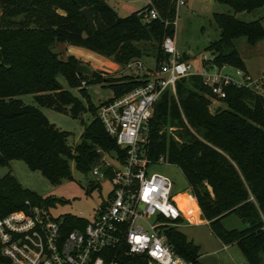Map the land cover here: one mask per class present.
Listing matches in <instances>:
<instances>
[{"label": "trees", "instance_id": "obj_1", "mask_svg": "<svg viewBox=\"0 0 264 264\" xmlns=\"http://www.w3.org/2000/svg\"><path fill=\"white\" fill-rule=\"evenodd\" d=\"M214 2L233 12L213 13L219 37L206 47L211 60L202 64L247 72L233 40L244 37L251 45L264 40V23L262 19L242 21L236 15L264 6V0ZM84 7L91 9L93 26L80 12ZM151 10L158 16L144 20ZM175 18V0H149L126 16H119L105 0H0V165L23 160L55 185L71 178L69 158L83 173L103 153L123 163L126 149L105 130L86 86L104 82L112 91L109 101L144 84L147 76L105 77L96 71L78 75L81 60L73 55L62 60L53 47L67 43L113 57L122 65L152 57L157 65L167 58L162 42L167 36L174 37ZM58 73L79 88L86 107L61 88L55 78ZM224 90L225 97L211 112L212 93L200 75L177 79L175 93L167 89L155 103L144 152L150 160L163 155L167 163L179 167L201 217L224 245H237L247 264H264V98L243 86L227 85ZM26 93H33L39 106L69 111L74 118L85 111L91 113L73 149L67 143L68 132L50 123L38 107L18 98ZM111 173L109 168L107 175ZM95 186L89 185L91 189ZM26 200L54 204V198L24 188L10 172L0 176V216L24 209ZM232 216L242 222V228L225 227L224 220ZM183 221L178 218L173 223ZM164 234L179 256L190 264H201L199 246L176 225L165 226Z\"/></svg>", "mask_w": 264, "mask_h": 264}, {"label": "built area", "instance_id": "obj_2", "mask_svg": "<svg viewBox=\"0 0 264 264\" xmlns=\"http://www.w3.org/2000/svg\"><path fill=\"white\" fill-rule=\"evenodd\" d=\"M183 4L185 0H175L176 10ZM157 16L151 10L144 20ZM162 49L167 58L154 67L138 59L124 64L126 69L134 67L136 74L146 75L144 84L98 105V118L126 149V155L122 163L103 153L90 169L94 185L103 181L109 185L92 217L86 219L81 212L56 216L52 206L26 200L24 209L0 216V264H190L172 249L164 234L165 226L180 227L189 220L173 200L172 181L152 171L153 166L166 164V159L161 155L150 160L144 152L155 103L165 90L175 93L176 80L190 74L200 75L210 87V108L225 97L227 85L250 88L264 98V74L252 77L239 68L225 72L227 65L203 66V60H211L205 55L195 66L182 59L170 36L164 38ZM109 168L111 175H107ZM178 218L185 221L174 224Z\"/></svg>", "mask_w": 264, "mask_h": 264}, {"label": "rangeland", "instance_id": "obj_3", "mask_svg": "<svg viewBox=\"0 0 264 264\" xmlns=\"http://www.w3.org/2000/svg\"><path fill=\"white\" fill-rule=\"evenodd\" d=\"M188 0V2L177 7L175 18V46L178 52L184 51L187 56L199 66L202 55L208 59L211 58L210 52L206 49L210 42L219 37V29L214 20L213 13H232V9L224 4H219L210 0ZM120 16H126L131 11L120 10ZM236 17L242 21H252L262 19L264 23V6L256 8L251 12H239ZM233 43L243 59L246 69L252 77L264 74V40H260L251 45L246 38L239 37L233 40ZM141 46L143 43H139ZM53 50L59 54V58L65 60L69 55H73L91 67L93 71L102 73L105 77H121L124 75H142L136 74L135 68L126 69L124 65L117 63L113 57L100 55L82 47L73 46L67 43H57ZM145 66L154 67L155 61L152 57L143 56L138 59ZM186 60V59H183ZM187 61V60H186ZM225 72L234 73V67L227 66ZM56 81L63 90L69 91L74 97L79 99L83 105L87 106V100L81 95L79 88L70 86L61 73L56 75ZM90 101L98 106L112 96L111 89L102 83H95L86 86ZM24 104L38 107L46 116L48 121L54 124L59 130L68 132L67 143L73 149L80 141V135L84 125L92 119L90 112L85 111L77 118L71 116L69 111L58 112L53 109L39 106L33 93H26L18 96ZM219 103L213 102L210 111ZM71 178H62L55 185L49 181L38 170L28 168L23 160H12L8 165H0V176L10 172L19 183L26 189L34 192L41 197L51 196L54 198V204L51 209L53 215L64 213L78 214L90 219L94 209L105 196L108 183L99 182V186L90 188L94 185L95 177L91 171L80 172L75 168L72 158L68 159ZM152 171L158 172L168 177L173 184V200L184 210L195 205V200L187 182L178 166L173 164H162L152 167ZM89 190V192H87ZM195 208H197L195 206ZM200 214L196 221L191 219ZM191 218L190 223L183 227H178L186 236L199 246L201 264H247L245 257L235 244L224 246L223 243L212 233L209 225L201 217L200 209L197 212L191 210V214L186 215ZM226 228H242V222L232 216L224 220Z\"/></svg>", "mask_w": 264, "mask_h": 264}, {"label": "crops", "instance_id": "obj_4", "mask_svg": "<svg viewBox=\"0 0 264 264\" xmlns=\"http://www.w3.org/2000/svg\"><path fill=\"white\" fill-rule=\"evenodd\" d=\"M210 0H206L205 2H209ZM214 1V0H213ZM105 2L109 5V6H111L116 12H117V14L120 16V10H122V11H131V12H134V11H136V10H139L140 8H142V7H144L148 2H149V0H105ZM188 2V0H185V5H186V3ZM130 12V13H131ZM129 13V14H130ZM128 15V14H127ZM176 23V22H175ZM174 40H175V38H174ZM57 44V43H56ZM65 44V43H64ZM180 53V52H179ZM181 55H184L185 57H186V60H188V61H190L191 63H194L188 56H187V54L184 52V51H182L181 53H180ZM77 58H79L78 56H77ZM80 59V58H79ZM200 60V59H199ZM246 67V66H245ZM246 71H247V69H246ZM247 73H249L248 71H247ZM196 202V201H195ZM195 206L197 207V208H195ZM191 210H193V211H195V212H197V210H199V208H198V205H197V203H195V205L194 206H192V207H190V208H184V213L186 214V215H189V214H191ZM200 217V214H199V212L198 213H196V215L191 219L190 217H189V219H191L192 221H196L198 218ZM204 222L206 223V221L204 220ZM188 224H190V223H187V222H184V224L182 225V226H180V227H183V226H185V225H188ZM224 245V244H223ZM224 246H227V245H224Z\"/></svg>", "mask_w": 264, "mask_h": 264}, {"label": "water", "instance_id": "obj_5", "mask_svg": "<svg viewBox=\"0 0 264 264\" xmlns=\"http://www.w3.org/2000/svg\"><path fill=\"white\" fill-rule=\"evenodd\" d=\"M80 12L82 15L85 16L87 19L89 25L93 26V18L90 7H84L80 9ZM76 73L78 75H91L93 73V70L91 67L85 63H79L76 67Z\"/></svg>", "mask_w": 264, "mask_h": 264}]
</instances>
